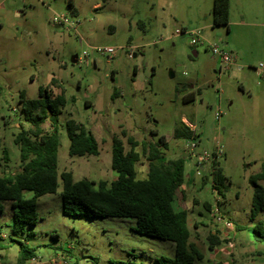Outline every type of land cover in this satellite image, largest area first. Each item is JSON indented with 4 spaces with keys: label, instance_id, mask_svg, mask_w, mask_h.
<instances>
[{
    "label": "rangeland",
    "instance_id": "rangeland-1",
    "mask_svg": "<svg viewBox=\"0 0 264 264\" xmlns=\"http://www.w3.org/2000/svg\"><path fill=\"white\" fill-rule=\"evenodd\" d=\"M212 2L0 0V176L19 172L13 140L20 127L31 128L20 116L19 96L35 100L42 87L67 101L59 116V174L109 184L116 178L112 138L123 141L125 152L130 138L141 153L142 143L163 137L168 148L159 162L183 158L184 178L194 183L184 201L176 198L179 207L186 205L190 242L203 257L193 264H264V242L253 236L258 222L264 230V211L251 220L249 182L264 163V76L258 72L264 65V0H230L227 26H213ZM55 16L76 27L57 26ZM191 38L201 44L192 47ZM211 45L231 52L236 65L219 70ZM105 47L114 49L112 58L91 51ZM73 55L76 64L70 62ZM189 94L194 99L184 102ZM182 118L195 127L196 155L221 149L212 166V173L220 170L221 184L211 171L196 176L194 160L185 155L191 141L174 138L175 130L185 129ZM69 119L93 135L97 156H68ZM41 128L51 132L49 122ZM147 166L141 157L135 167L139 179L146 177ZM258 185L264 189V181ZM61 191L59 182L55 194L37 199V224L17 236L11 234L10 204H3L0 264H18L17 242L34 249L40 264H160L174 257L172 243L138 235L133 219L64 216ZM205 204L217 207L231 230L214 224ZM209 234L223 242L213 252Z\"/></svg>",
    "mask_w": 264,
    "mask_h": 264
},
{
    "label": "trees",
    "instance_id": "trees-1",
    "mask_svg": "<svg viewBox=\"0 0 264 264\" xmlns=\"http://www.w3.org/2000/svg\"><path fill=\"white\" fill-rule=\"evenodd\" d=\"M213 26H227L229 19V0H213ZM196 53V52H195ZM197 54V53H196ZM194 99L193 94L184 98V102ZM67 101L63 95L51 96L46 89H38L35 100H27L24 93L19 96L20 116L31 126L30 129L19 128L13 143L18 150L19 172L14 175L0 176V215L3 204L9 203L13 211L11 234L17 236L26 227L37 224V199L56 193L59 182L62 214L70 217L96 218H129L135 221L134 232L170 242L174 246V257L163 259L160 264H193L202 260L194 244L190 242V230L187 226V211H175L173 203L178 195L184 199L180 188L184 184L185 161L183 158L158 162L163 158L167 144L159 137L155 144L142 143L141 153L137 144L127 140L130 150L125 152L123 141L114 137L111 141V170L116 174L115 180L107 184L104 181L94 183L87 179L73 181L69 173H58L57 153L60 145L59 116ZM49 122L50 133H44L41 126ZM65 132L69 141L68 156H97L98 144L93 135L81 124L69 119L65 123ZM196 135L187 129L175 130V139H194ZM2 161L9 162L5 149L1 150ZM147 162V174L139 179L136 164L140 158ZM216 163H213V165ZM218 183L223 177L218 170L213 173ZM264 181V163L260 172L249 178L254 187L251 220L264 211V189L258 185ZM219 193V192H218ZM209 211L210 205L205 204ZM254 239L264 242L262 222L253 230ZM208 251L213 252L223 242L216 235L207 237ZM19 245L18 264H26L35 258L34 249ZM221 264V263H215Z\"/></svg>",
    "mask_w": 264,
    "mask_h": 264
},
{
    "label": "built area",
    "instance_id": "built-area-1",
    "mask_svg": "<svg viewBox=\"0 0 264 264\" xmlns=\"http://www.w3.org/2000/svg\"><path fill=\"white\" fill-rule=\"evenodd\" d=\"M95 9L98 8V5L94 7ZM52 22L56 24L57 26H66L68 28H74L76 25L74 22H69V20L65 16H59V17H53ZM197 33H189V35H196ZM176 36L179 35H185L184 32L175 33ZM197 44H201L200 39H190V45L192 47H195ZM91 51L95 52V54H100L104 55L108 58H112L114 56V49L110 47H105V48H91ZM210 51L211 54L214 58L217 59L218 63V69L228 71L232 66L236 64V59L234 55L231 52H228L224 48L218 47L217 45H211L210 46ZM87 55L85 53L82 54V57H86ZM258 72L262 73L264 76V65L259 64L258 66ZM219 115L216 116V120H218ZM182 123L185 129H187L189 132L194 133L195 132V127L189 123L185 118H182ZM190 145L188 147V150L186 151L185 155L186 158L189 160H194V168H195V174L196 176H201L202 172H213L212 166L213 163H216L217 160L221 157L222 151L220 148H217L216 151L214 152H209L207 150H204L200 156L196 155L194 150L196 148L195 144L192 143V139H189ZM211 169V170H210ZM213 174V173H212ZM210 213H211V221L214 224L222 225L224 229L226 230H231L232 225L230 222H228L226 219H224L220 214H219V209L217 207H210Z\"/></svg>",
    "mask_w": 264,
    "mask_h": 264
},
{
    "label": "crops",
    "instance_id": "crops-1",
    "mask_svg": "<svg viewBox=\"0 0 264 264\" xmlns=\"http://www.w3.org/2000/svg\"><path fill=\"white\" fill-rule=\"evenodd\" d=\"M96 6V5H95ZM94 6V7H95ZM229 6H230V0H229ZM236 65V64H235ZM168 142V141H167ZM159 162V161H158ZM185 179V178H184ZM194 187V183H193V179L192 178H186V180H184V184H183V186L180 188V191H182L183 192V196H184V199H183V201L186 199V189L187 188H189L190 187V189L189 190H191L193 187ZM192 187V188H191ZM176 204V208L177 209H179L180 208V210H186V205L184 204L182 207L180 206H178L177 205V203H176V200H175V202L173 203V205H175ZM174 208V207H173ZM175 210V209H174ZM180 210H175V211H180ZM187 211V210H186ZM187 222H188V213H187ZM187 226H188V224H187ZM55 260V259H54ZM57 260V259H56ZM29 262H32V264H40V262H38L37 261V259L36 258H34L33 260H31V261H29ZM29 262H27L26 264H28ZM50 263V262H49ZM49 263H47V264H49ZM53 264V263H52ZM57 264H59V263H57Z\"/></svg>",
    "mask_w": 264,
    "mask_h": 264
},
{
    "label": "water",
    "instance_id": "water-1",
    "mask_svg": "<svg viewBox=\"0 0 264 264\" xmlns=\"http://www.w3.org/2000/svg\"><path fill=\"white\" fill-rule=\"evenodd\" d=\"M197 56V54L195 53V51H193L192 52V57H196ZM70 62L72 63V64H76L77 63V55H73L72 57H71V59H70ZM171 77H172V75H171Z\"/></svg>",
    "mask_w": 264,
    "mask_h": 264
}]
</instances>
